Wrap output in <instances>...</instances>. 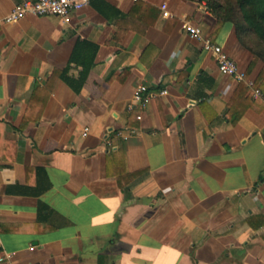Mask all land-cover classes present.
<instances>
[{"label":"crops","instance_id":"0c3cea01","mask_svg":"<svg viewBox=\"0 0 264 264\" xmlns=\"http://www.w3.org/2000/svg\"><path fill=\"white\" fill-rule=\"evenodd\" d=\"M22 1L0 0V16ZM203 7L90 0L67 23L29 15L0 27L5 264H264L263 62L232 25L214 33ZM184 18L243 80L220 73ZM81 41L96 51L80 91L61 78L45 87ZM141 84L168 93L128 110Z\"/></svg>","mask_w":264,"mask_h":264},{"label":"trees","instance_id":"16d2710c","mask_svg":"<svg viewBox=\"0 0 264 264\" xmlns=\"http://www.w3.org/2000/svg\"><path fill=\"white\" fill-rule=\"evenodd\" d=\"M205 2L207 9L215 19L214 33H217L224 24L234 27L235 36L239 43L251 52L253 60L263 62L264 71V0H187ZM90 47V48H88ZM84 49H91V55H80ZM96 46L86 41L77 43L69 58L68 64L61 70L54 69L46 80V86L51 88L57 78H61L66 84L79 92L86 78V74L92 65ZM75 62L82 68L77 76L69 74L70 63ZM35 90H45L37 85ZM247 86L241 82L237 88V94L243 95ZM48 92V90H45ZM28 169V168H27ZM46 187L36 190L35 194L41 193Z\"/></svg>","mask_w":264,"mask_h":264},{"label":"built area","instance_id":"2783aa9c","mask_svg":"<svg viewBox=\"0 0 264 264\" xmlns=\"http://www.w3.org/2000/svg\"><path fill=\"white\" fill-rule=\"evenodd\" d=\"M90 0H23L16 4L11 11L7 14L0 16V27L5 24L15 22L21 18L31 16H43V15H54L59 17L62 22H69L73 12L81 9L88 5ZM203 9L207 11L205 2H203ZM162 17L168 18L171 16V12L166 4L161 5ZM182 28L194 38L202 39L203 32L200 27L193 25L186 18L182 21ZM204 47L210 50L214 56L216 65L220 73L234 77L236 80H243L244 74L239 71L236 61L224 50L223 46L216 43L209 37H204ZM252 89V94L256 98H263V94L259 88H254L252 83H249ZM168 93L167 89H150L146 85H138L133 90V101L127 105L128 110H133L134 105L140 107L146 106L149 101L155 97L163 96ZM137 119L141 118V114L136 116ZM85 130H88L85 128ZM119 136H123L121 131L117 133ZM1 247V242H0ZM8 260L6 253L0 254V263L5 264Z\"/></svg>","mask_w":264,"mask_h":264}]
</instances>
